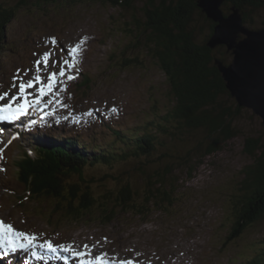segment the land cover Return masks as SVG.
<instances>
[{
    "label": "rangeland",
    "instance_id": "rangeland-1",
    "mask_svg": "<svg viewBox=\"0 0 264 264\" xmlns=\"http://www.w3.org/2000/svg\"><path fill=\"white\" fill-rule=\"evenodd\" d=\"M16 1L0 3L13 5ZM212 1H221L219 6L226 14L234 10L224 6L222 0ZM142 6L143 0H135L130 9L98 0H81L76 6L30 1L6 26L5 48L0 53V93L9 92V96L17 91L11 86L18 69L25 80L31 79L37 74L35 61L49 52V63L55 65L40 72L43 79L48 72H58L65 60L71 62L69 49L81 45L75 66H65L66 76H58V83L41 99L38 108L29 109L34 116L25 122L24 135L15 138L0 157V218L18 231L35 235L37 245L48 240L57 247L55 253L37 247L35 251L41 258L33 257L32 249H19L13 254L17 263L29 264L33 259L37 264H72L74 254L85 249L89 258L103 255L105 264H240L241 257L251 256L258 241L264 240L263 216L237 240L223 246L233 215L229 197L239 186L242 168L252 161L243 150L244 138L262 135L264 140L261 118L246 107L234 121L238 133L219 151L203 158L191 174L184 167L175 168L178 193L173 206L163 204L168 211L152 207V212L141 218L121 215L108 224L94 218L67 222L58 221V215L49 216L48 201L21 197L23 187L16 183L10 161L20 146H32L28 138L62 133L80 136L90 147H109L116 143L115 130L122 135L136 134L152 121L156 108L163 112L172 104L165 74L147 51L148 34L140 33L142 24L134 27L137 20L143 23ZM210 22L205 14L196 15L193 28L197 40L204 38ZM244 26L249 30L264 27V6L250 10ZM243 37L242 33L238 35L239 39ZM79 72L88 73L92 79L88 92H81ZM28 91L35 95L34 90ZM231 100L237 103L234 96ZM12 135L8 130L0 139L4 142ZM121 145L117 141L115 150L120 151ZM124 162L115 163L111 170L106 169L107 173L141 184L143 177L146 179L143 170L153 167L152 162ZM86 172L88 178H96L105 170L94 165ZM105 185L112 187L113 181ZM61 246L70 250L62 251ZM3 255L0 260L5 263L9 254Z\"/></svg>",
    "mask_w": 264,
    "mask_h": 264
},
{
    "label": "trees",
    "instance_id": "trees-1",
    "mask_svg": "<svg viewBox=\"0 0 264 264\" xmlns=\"http://www.w3.org/2000/svg\"><path fill=\"white\" fill-rule=\"evenodd\" d=\"M30 1L76 6L81 0L0 3V53L5 48L6 26ZM98 1L130 9L135 0ZM222 3L236 9L244 23L250 10L264 6V0H222ZM200 10L195 0H143L144 20L143 23L137 20L134 27L140 28L142 24L140 33L148 34L147 51L165 74L172 104L163 112L156 108L152 121L136 134L122 135L114 131L116 143L109 147H90L80 136L33 138L34 156H28L21 148L11 162L16 183L23 187L21 197L34 202L48 201L49 216L58 215V221L67 222L94 218L108 224L121 215L141 218L152 212V207L168 211L164 203L173 206L178 193L175 168L184 167L191 174L203 158L219 151L238 133L234 121L242 112V107L231 100L218 67V63L228 65L231 52L223 44L214 47L207 44L213 22L204 38L197 40L193 23L197 14L204 17ZM81 82V92L90 89L92 79L88 73H81ZM117 141L122 144L120 151L115 150ZM243 146L252 161L242 168L239 186L229 197L233 215L223 246L237 240L264 216L263 136H246ZM127 159L128 162H152V169L143 170L146 179L143 177L141 184L107 173L106 169L111 170L117 162L126 163ZM94 165L103 166L105 172L100 177L88 178L86 170ZM110 181H113L112 187L105 185ZM258 242L253 254L242 256L240 264H264V240ZM6 262L12 264L16 260L11 256Z\"/></svg>",
    "mask_w": 264,
    "mask_h": 264
},
{
    "label": "water",
    "instance_id": "water-1",
    "mask_svg": "<svg viewBox=\"0 0 264 264\" xmlns=\"http://www.w3.org/2000/svg\"><path fill=\"white\" fill-rule=\"evenodd\" d=\"M219 1V0H218ZM214 25L207 41L208 46L223 44L233 56L228 65L218 63L219 70L226 82V88L237 104L246 107L262 120L264 127V27L246 29L239 12L223 14L220 3L212 0L197 1ZM244 37L239 39V34Z\"/></svg>",
    "mask_w": 264,
    "mask_h": 264
},
{
    "label": "snow or ice",
    "instance_id": "snow-or-ice-1",
    "mask_svg": "<svg viewBox=\"0 0 264 264\" xmlns=\"http://www.w3.org/2000/svg\"><path fill=\"white\" fill-rule=\"evenodd\" d=\"M55 42V41H53ZM81 45L77 44L75 47L69 49L68 55L72 57L71 62L68 60L64 61V64L59 67V71L48 72L46 77L42 79L40 72L46 70L51 66L55 65V62L50 65L51 54L49 52L43 53L42 57L35 61V67L37 74L31 79L25 80L21 75L20 71L13 76L12 88H16L15 94L9 96V92L0 93V102L5 101L6 103H0V120L11 121L16 120L22 116L28 114L29 109H36L41 104V99L47 96L52 89L58 83L57 77L66 76L65 66L71 68L77 63L76 56ZM68 79H73L72 76H67ZM28 90H34L35 95ZM63 90V89H62ZM32 96L33 98L29 99ZM115 111V109H113ZM34 123V122H33ZM37 237L35 235H29L24 231L16 230L12 224L5 223L3 219H0V248H3L5 254L7 252H16L18 249H32L31 255L36 258L38 256L35 249L37 247L43 249L46 252L55 253L57 247L53 245L51 241L45 240L42 244L37 245L35 243ZM88 246L85 245V248ZM62 251H69V248L61 246ZM77 257H85L88 255L86 252H76ZM79 264H105L102 256H96L95 261L91 259H80ZM122 264H133L131 261L122 262Z\"/></svg>",
    "mask_w": 264,
    "mask_h": 264
},
{
    "label": "bare ground",
    "instance_id": "bare-ground-1",
    "mask_svg": "<svg viewBox=\"0 0 264 264\" xmlns=\"http://www.w3.org/2000/svg\"><path fill=\"white\" fill-rule=\"evenodd\" d=\"M222 10V9H221ZM222 12H223V14H225L226 15V13H224V11L222 10ZM203 13L205 14V16H207L206 15V13L203 11ZM214 25H216V23H214ZM232 58H233V56H231V60H232Z\"/></svg>",
    "mask_w": 264,
    "mask_h": 264
}]
</instances>
